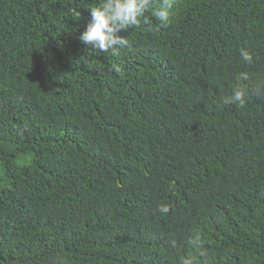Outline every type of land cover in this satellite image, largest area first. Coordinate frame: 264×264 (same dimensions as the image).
<instances>
[{"label": "trees", "instance_id": "16d2710c", "mask_svg": "<svg viewBox=\"0 0 264 264\" xmlns=\"http://www.w3.org/2000/svg\"><path fill=\"white\" fill-rule=\"evenodd\" d=\"M101 2L0 0V264H264V0L149 10L119 56L78 39Z\"/></svg>", "mask_w": 264, "mask_h": 264}, {"label": "clouds", "instance_id": "9594fccd", "mask_svg": "<svg viewBox=\"0 0 264 264\" xmlns=\"http://www.w3.org/2000/svg\"><path fill=\"white\" fill-rule=\"evenodd\" d=\"M176 3L177 0H159L158 5L154 0H102L99 6L89 9L90 19L78 39L87 47L103 53L110 51L113 56H119L121 49H131L128 39L121 33L127 32L130 28L149 25V18L146 15L149 10L161 27H168L170 13ZM74 15L79 16V13L74 12ZM240 57L248 64L253 62L252 53L243 48L240 49ZM115 71L119 73L121 68L115 66ZM247 78L245 72H240L236 76L237 81ZM246 95L243 88L236 87L232 94L224 99V103L236 104L242 108L246 103ZM158 211L166 214L169 212V206L161 204ZM189 243L199 249V256L207 255L204 242L199 236L191 238ZM183 264H195V260L191 257L185 258Z\"/></svg>", "mask_w": 264, "mask_h": 264}, {"label": "rangeland", "instance_id": "374dc122", "mask_svg": "<svg viewBox=\"0 0 264 264\" xmlns=\"http://www.w3.org/2000/svg\"><path fill=\"white\" fill-rule=\"evenodd\" d=\"M2 176H3V170H2L1 165H0V177H2Z\"/></svg>", "mask_w": 264, "mask_h": 264}]
</instances>
